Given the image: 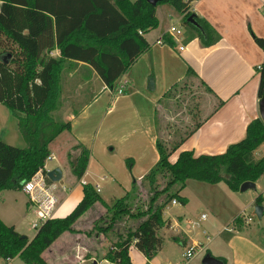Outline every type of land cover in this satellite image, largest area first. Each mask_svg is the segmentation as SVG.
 <instances>
[{"label":"trees","instance_id":"obj_1","mask_svg":"<svg viewBox=\"0 0 264 264\" xmlns=\"http://www.w3.org/2000/svg\"><path fill=\"white\" fill-rule=\"evenodd\" d=\"M193 1L160 0L153 6L146 0H0V74L5 77L4 80L0 78V103L20 112L17 127L24 141L23 147H17L0 140V191H21L23 184L39 170L46 183H51L44 169L50 156L49 146L58 135L70 130L68 120L55 117L62 105L64 63L69 60L86 63L115 97L120 76L128 72L149 47L141 34L157 27L158 7L164 13L181 16L183 23L193 15L199 27L185 26L188 40L198 37L203 45L210 46L220 39L205 19L190 11ZM45 16L53 19L58 59L38 58L43 45L36 37L45 27ZM25 27L27 32L21 34ZM252 37L263 52V60L257 68L260 99L264 94V39ZM172 38L164 37L162 42L173 45ZM7 79L12 81L9 89L2 83ZM15 79H18L17 85ZM187 81L205 86L188 68L184 79L165 93L176 108V100L183 99H177L179 87H187ZM205 88L210 91L207 86ZM126 92L125 88L121 94ZM193 119L194 124L171 141L163 140L158 130L157 162L141 178L139 185L133 180L130 190L123 196L105 202L88 182L82 185V197L75 207L64 217L41 222L30 240L0 219V259L19 257L26 264H48L42 253L64 232H77L75 222L98 204L103 210L86 234L97 230L95 234L109 241L101 258L115 264H132L129 251L134 247L149 261L164 243L158 231L170 225V221L163 218L166 205L172 200L181 204L187 202L186 197L179 194L187 179L208 184L224 182L235 192L243 182H255L264 174V155L254 157V151L264 143L261 118L251 120L244 138L229 144L222 153L196 156L191 150H182L171 162L170 155L202 121ZM77 149L78 155L72 158L69 152L68 160L71 173L79 181L86 171L90 151L82 145L73 148ZM126 163L130 166L129 159ZM143 186L148 188L146 199L140 198ZM254 202L264 205V195L258 194ZM119 223L122 229H117ZM218 259L228 264L224 258Z\"/></svg>","mask_w":264,"mask_h":264},{"label":"crops","instance_id":"obj_2","mask_svg":"<svg viewBox=\"0 0 264 264\" xmlns=\"http://www.w3.org/2000/svg\"><path fill=\"white\" fill-rule=\"evenodd\" d=\"M190 11L205 19L218 32L220 39L210 46L203 45L198 37L188 40L181 16L158 12L157 8V27L141 34L149 45L148 49L118 79L128 82L125 94L113 97L111 90L86 63L74 60L64 63L61 70V96L67 101L74 97L77 102L83 95H91V98L79 108L70 107L64 113L63 119L70 122V130L58 135L49 146L48 160L53 163L49 167L45 164L44 169L49 171L59 168L62 172L61 179L64 175L68 178V187L58 185L57 182L47 183L57 200L55 215L72 209L82 197V185L71 173L68 160L69 152L72 158L78 155L79 149L73 150L77 145L90 151L83 177L92 185L99 184V193L102 192L100 182L106 179L105 176L98 175L100 169L112 174L110 177L122 191L130 190L133 180L140 184L141 178L159 157L155 143L158 137V115L159 110H163L165 93L184 79L188 68L196 73L210 91L203 85H197L201 95L200 102L203 103L197 118L202 121L170 155L171 162L175 161L182 150H191L196 156L222 153L229 144L244 138L246 126L251 120L260 118L257 68L263 60V52L252 35L264 39V0H194L190 4ZM164 16L171 19L170 24L162 25L161 18ZM174 16L175 21L172 22ZM170 25L183 27L184 35L172 38L173 45L158 43L164 37L171 38L167 31ZM42 29L36 37L43 45L38 58L58 59L60 55L55 43L52 17L45 16V27ZM26 32L27 27L21 34ZM149 77L154 81L151 91L147 89ZM11 112L12 114L1 111V114L15 116L17 125L20 112ZM6 135V132L0 131V140L5 142ZM14 138L17 139V136L14 135ZM17 145L21 147L20 143ZM262 145L264 144L260 146ZM126 159L130 160L128 167ZM94 160L98 161L97 164ZM262 175L254 182L255 188ZM258 194L264 195V190ZM258 194L247 195L242 213L232 219L229 229L220 233L224 235V244L229 254L224 256V252H221L216 258L222 257L228 264H264V227H256L249 222L255 218L261 220L264 216V209L260 219L253 214ZM100 197L108 202L105 196ZM28 204V209L32 208L30 200ZM5 217L6 212L0 210V219L4 223ZM7 225H12L16 230L13 224ZM169 227L173 229L171 221ZM33 236L26 237L30 240ZM92 236L93 234L86 233H63L42 253V257L48 264H115L101 258L106 250L101 255L95 252L93 242L102 235ZM161 236L163 237V233ZM172 238L181 246H191V243L197 242H190L183 233ZM163 247L164 243L158 252ZM129 254L132 264H154L155 256L147 261L134 247ZM184 262L185 260H181L176 264ZM0 264L26 263L19 257H14L9 261L0 259Z\"/></svg>","mask_w":264,"mask_h":264},{"label":"rangeland","instance_id":"obj_3","mask_svg":"<svg viewBox=\"0 0 264 264\" xmlns=\"http://www.w3.org/2000/svg\"><path fill=\"white\" fill-rule=\"evenodd\" d=\"M160 10L161 8L158 7V12H160ZM158 15L160 16L161 13H158ZM16 17L18 16L16 15ZM175 17L176 16L172 17V22L175 21ZM161 20L162 25H168L171 23V19L166 16L162 17ZM3 75L4 74H0V78H3L4 80L5 77ZM7 80V82L3 81L2 83L9 89L10 82L12 83V81L11 79ZM14 81H16L15 84L17 85L18 79H15ZM35 83L38 85L40 84V81L35 80ZM187 83L189 85H187L184 89L183 86L179 87L181 90H179V97L177 99L182 97L183 99L179 102L176 100V103H178L177 108L167 97L162 102L164 105L163 110H159L158 130L163 140L171 141L173 139H177L180 136V133H183L194 124L195 121L193 118H197L198 113L201 111L199 109L203 108V103L200 102L201 95L198 92L196 83L191 81H187ZM79 96L80 95H77V97ZM61 97L63 98V102L58 111H56L55 117L63 119L64 113H67L70 110V107H73L74 109L79 108L81 104L87 103L90 100L91 95H83L78 102L74 97L68 98L69 101L65 100L63 96ZM1 111H5V113L9 111L11 114L12 112L0 104V131L6 132L7 134L4 139L5 142H9L8 144L17 147H20L17 145L20 143L21 147H23L24 142L21 140V136L18 132L19 130L16 125V117L13 115H2ZM14 135L17 136V139L14 138ZM263 154L264 145L254 151L255 158ZM94 162L97 164L98 161L94 160ZM52 163L53 162L50 160L45 161V164L48 167L51 166ZM98 175L106 177L104 182H100L102 192H98L100 196L106 197V201L111 202V200L121 197L126 193L124 190H121L117 183L115 184V181L110 177L112 174L108 173L104 169H100L98 171ZM260 179L261 181L258 183L257 188L247 189L243 192H233L229 190L224 182L208 184L194 179H187L184 188L179 192L180 195L186 197L187 202L185 204H181L177 201L175 204L170 202L163 210V218L171 221L173 229H169L170 227H167L168 229L162 228L158 231L160 235L163 233L164 247L161 251L156 253L154 264H176L180 263L181 260H185V249L190 245L181 246L178 242H174L172 237L176 234L179 236V233L180 235L181 233L185 234V236L189 238L190 242H199V244H197V242L194 244L191 243L192 247H194V253L188 264H201V260L207 252H210V254L214 257L221 254V252H224V256H227L229 254V250L224 244V235L220 233L224 231V229H229L232 219L241 212L243 208L242 206L247 200V195L258 194L264 190V174ZM67 183L68 178L66 175H64L63 179L57 181L58 185H63L65 187H68ZM139 193L141 199H146L148 196V188L146 186L141 187ZM28 198L29 197L22 190L2 191L0 193V210L6 212V224H13L16 230L20 233L31 237L36 232L34 224L39 223V219L36 215L35 207L28 209ZM74 207L71 208L73 209ZM72 209H67L68 211L58 213L56 215L54 213L53 217H64ZM102 210L103 208L96 204L86 211L75 222L74 227L78 230L75 233H86L91 228L92 221L98 217ZM247 211L248 210H246V213ZM202 214L205 215V219L200 221L198 227L192 226L190 222L197 220ZM249 222L254 224L256 227H264V216L261 220H257L255 218L251 219ZM122 228V223H119L117 225V229ZM91 233H93L92 237L94 238L97 235L95 233H98V231L92 230ZM93 243H95L94 246L96 254L101 255L107 249L108 240L101 236Z\"/></svg>","mask_w":264,"mask_h":264},{"label":"built area","instance_id":"obj_4","mask_svg":"<svg viewBox=\"0 0 264 264\" xmlns=\"http://www.w3.org/2000/svg\"><path fill=\"white\" fill-rule=\"evenodd\" d=\"M168 33L175 39L176 37H181L184 35V29L181 26L170 25L168 28ZM158 43L163 44L162 41H158ZM182 46H180V49ZM259 68V67H258ZM127 81L120 79L118 80L117 94L120 95L122 90L126 88ZM50 159V156L48 157ZM47 159V160H48ZM81 185H85L88 182L82 177L79 180ZM96 192L100 191L99 184H93ZM22 191L28 195L30 202L32 203V207L36 208V215L39 219V223L34 224V228L36 229L39 224L46 219H50L53 217L54 209L57 204V200L49 190L46 181L44 180V174L41 170L36 172L33 176H31L22 186ZM172 204H175L176 201L172 200ZM205 219V215H201L197 220H193L190 224L194 227H198L201 220ZM249 219V218H248ZM200 249V248H199ZM194 247L188 246L185 249L184 264H188L191 257H193ZM7 259L5 261H9Z\"/></svg>","mask_w":264,"mask_h":264},{"label":"water","instance_id":"obj_5","mask_svg":"<svg viewBox=\"0 0 264 264\" xmlns=\"http://www.w3.org/2000/svg\"><path fill=\"white\" fill-rule=\"evenodd\" d=\"M149 4L155 6L156 3L160 0H146ZM187 24H193L197 27L198 24L197 22L195 21V19L193 18V15H190L187 17L186 21L183 23V27H185ZM4 62H7L8 60H3ZM154 88V81H153V78L152 77H149L147 79V89L148 90H153ZM258 107H259V115H260V118L261 120L264 122V94L263 96L259 99L258 101ZM46 176L52 181V182H57L61 179L62 177V172L59 168H55V169H51L49 171H47L46 173ZM255 188V184L254 182H250V181H246V182H243L240 187H239V191L243 192L247 189H254ZM263 205H255L253 207V214L258 218L260 219L261 216H262V213H263ZM201 264H222V262L212 256L210 253H206L202 260H201Z\"/></svg>","mask_w":264,"mask_h":264}]
</instances>
